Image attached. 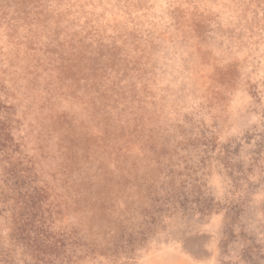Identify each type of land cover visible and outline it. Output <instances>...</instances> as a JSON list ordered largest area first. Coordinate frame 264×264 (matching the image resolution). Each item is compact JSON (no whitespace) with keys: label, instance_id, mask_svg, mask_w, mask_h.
Listing matches in <instances>:
<instances>
[{"label":"rangeland","instance_id":"374dc122","mask_svg":"<svg viewBox=\"0 0 264 264\" xmlns=\"http://www.w3.org/2000/svg\"><path fill=\"white\" fill-rule=\"evenodd\" d=\"M0 264H264V0H0Z\"/></svg>","mask_w":264,"mask_h":264}]
</instances>
